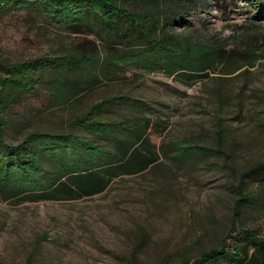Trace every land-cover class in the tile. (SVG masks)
<instances>
[{
  "label": "rangeland",
  "instance_id": "rangeland-1",
  "mask_svg": "<svg viewBox=\"0 0 264 264\" xmlns=\"http://www.w3.org/2000/svg\"><path fill=\"white\" fill-rule=\"evenodd\" d=\"M188 11L171 31L197 44L183 58L198 66L173 69L117 59L149 49L143 39L123 49L21 10L0 17V60L93 55L92 64L65 72L64 86L39 82L22 94L2 115L5 143L33 130L68 131L89 106L117 96L92 117L147 119L156 153L144 170L109 176L92 195L28 200L4 197L0 187V264H182L219 247L232 224L264 236V181L246 183L254 197L233 216L239 175L264 160V16H255V0H204ZM71 130L111 148L102 136ZM109 137L138 141L118 128ZM40 163L60 177L46 157Z\"/></svg>",
  "mask_w": 264,
  "mask_h": 264
},
{
  "label": "trees",
  "instance_id": "trees-1",
  "mask_svg": "<svg viewBox=\"0 0 264 264\" xmlns=\"http://www.w3.org/2000/svg\"><path fill=\"white\" fill-rule=\"evenodd\" d=\"M203 1L0 0V17L21 10L33 19L40 18L47 24L72 32H89L102 43L118 45L123 49L143 39L150 45L149 49H133L117 59L125 64L135 62L144 68H153L156 64L170 69L175 64L192 68L198 66V62L196 59L185 60L184 48H192L195 52L200 48L185 34L172 33L171 30L186 20L189 7ZM250 1L253 3L254 0ZM255 3V16L263 17L264 0H255ZM167 56L169 59L164 63ZM92 60L90 52L78 50L57 56L41 55L19 62L0 60V187L5 192L4 197L36 200L92 195L106 187L109 176L141 171L155 162V150L145 133L147 119L135 117L123 121H103L92 117L120 100L117 96L92 104L69 125L108 139L111 144L109 149L74 133L71 127L65 132L33 130L18 144L4 142L2 115L22 94L34 90V85L39 82H55L57 87L64 86L62 83L67 70L83 69L92 64ZM112 128L132 132L138 141L123 144L110 140ZM42 157L56 166L60 172L56 174L60 177L56 178L54 171L48 172L42 167ZM251 180L264 181V160L249 166L239 175L233 216H239L241 208L254 197V191H249L246 186ZM182 264H264V236L258 229L232 224L219 247L201 252L192 261L185 259Z\"/></svg>",
  "mask_w": 264,
  "mask_h": 264
}]
</instances>
